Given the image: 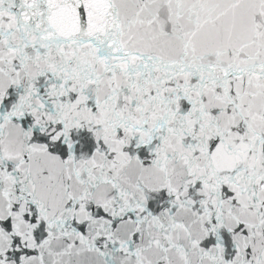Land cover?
I'll return each mask as SVG.
<instances>
[{
	"label": "snow or ice",
	"instance_id": "obj_1",
	"mask_svg": "<svg viewBox=\"0 0 264 264\" xmlns=\"http://www.w3.org/2000/svg\"><path fill=\"white\" fill-rule=\"evenodd\" d=\"M0 264H264V0H0Z\"/></svg>",
	"mask_w": 264,
	"mask_h": 264
}]
</instances>
